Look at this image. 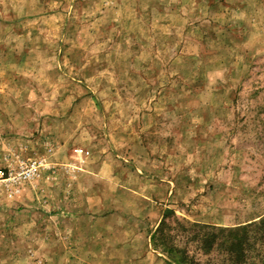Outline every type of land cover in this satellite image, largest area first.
Segmentation results:
<instances>
[{
	"label": "rangeland",
	"instance_id": "rangeland-1",
	"mask_svg": "<svg viewBox=\"0 0 264 264\" xmlns=\"http://www.w3.org/2000/svg\"><path fill=\"white\" fill-rule=\"evenodd\" d=\"M166 209L264 216V0H0V264H172Z\"/></svg>",
	"mask_w": 264,
	"mask_h": 264
},
{
	"label": "trees",
	"instance_id": "trees-1",
	"mask_svg": "<svg viewBox=\"0 0 264 264\" xmlns=\"http://www.w3.org/2000/svg\"><path fill=\"white\" fill-rule=\"evenodd\" d=\"M170 213V209L165 210L163 220L152 239L154 247L163 246L162 251L172 264H264V216L245 225L203 230L200 235L201 249L205 254L218 251L220 259L209 258V261L200 262L167 239L169 236L165 228L168 225L165 219Z\"/></svg>",
	"mask_w": 264,
	"mask_h": 264
}]
</instances>
